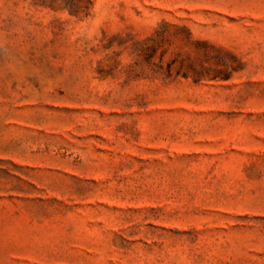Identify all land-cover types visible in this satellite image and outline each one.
Masks as SVG:
<instances>
[{"label":"rangeland","instance_id":"1","mask_svg":"<svg viewBox=\"0 0 264 264\" xmlns=\"http://www.w3.org/2000/svg\"><path fill=\"white\" fill-rule=\"evenodd\" d=\"M0 264H264V0H0Z\"/></svg>","mask_w":264,"mask_h":264}]
</instances>
